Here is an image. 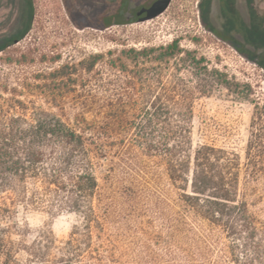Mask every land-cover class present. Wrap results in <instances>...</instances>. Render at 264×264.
Segmentation results:
<instances>
[{
	"label": "rangeland",
	"instance_id": "1",
	"mask_svg": "<svg viewBox=\"0 0 264 264\" xmlns=\"http://www.w3.org/2000/svg\"><path fill=\"white\" fill-rule=\"evenodd\" d=\"M198 2L172 0L166 12L144 22L80 28L70 22L67 5L76 13L94 14L106 9L103 0H0V36L20 27L31 12L27 32L0 51V100L20 101L26 109L19 104V113L36 106L77 128L87 125L102 148L94 204L103 233L94 242L106 245L110 259L105 264H203L205 259L193 233L180 229L178 192L165 169L129 145V122L162 92L157 79L171 86L180 76L196 85L199 70L190 65L195 56L201 67L238 82V92L215 84L208 94L196 95L190 153L211 144L245 162L254 102H264V70L203 26ZM175 41L179 52L158 61L162 48ZM240 49L249 56L256 53ZM141 50L151 52L141 56ZM245 198L264 218V186L257 185ZM79 221L74 213L18 203L0 218L15 241H31L42 230L64 240Z\"/></svg>",
	"mask_w": 264,
	"mask_h": 264
},
{
	"label": "trees",
	"instance_id": "2",
	"mask_svg": "<svg viewBox=\"0 0 264 264\" xmlns=\"http://www.w3.org/2000/svg\"><path fill=\"white\" fill-rule=\"evenodd\" d=\"M198 4L201 22L211 31L204 17V0ZM66 10L70 12L71 7L67 5ZM231 46L246 60H254ZM179 50L172 42L162 48L157 60L164 62ZM200 64L201 59H190V65L199 70L196 85L180 76L171 86L156 80L162 92L152 101V91L146 93L149 104L129 122V145L156 158L165 169L178 192L176 219L180 229L193 233L205 256L203 264H264V218L245 198L257 185L264 186V102H254L244 163L237 153L211 144L197 146L192 155L196 95L208 94L215 84L232 92L240 87L225 73ZM256 65L264 70L263 64L256 61ZM19 104L0 100V218L18 203L49 213H74L80 221L64 240L42 230L31 241L11 239L0 222V264H105V258L110 259L106 245L94 242L103 233L94 204L96 168L103 154L100 144L87 133V125L77 128L36 106L19 113ZM20 108L26 109L23 104Z\"/></svg>",
	"mask_w": 264,
	"mask_h": 264
},
{
	"label": "flooded vegetation",
	"instance_id": "3",
	"mask_svg": "<svg viewBox=\"0 0 264 264\" xmlns=\"http://www.w3.org/2000/svg\"><path fill=\"white\" fill-rule=\"evenodd\" d=\"M155 1L103 0L106 9L94 14L76 13L72 10L66 12L70 22L76 27L102 28L105 24L120 21L144 22L140 19L147 15V9ZM171 3L172 0L160 15L168 10ZM204 17L208 28L216 32L220 39L239 48H253L256 53H252L250 57L264 65V0H204ZM30 18L29 11L28 18L20 27L0 36V46L18 42L27 32ZM219 32L224 35L220 36Z\"/></svg>",
	"mask_w": 264,
	"mask_h": 264
},
{
	"label": "water",
	"instance_id": "4",
	"mask_svg": "<svg viewBox=\"0 0 264 264\" xmlns=\"http://www.w3.org/2000/svg\"><path fill=\"white\" fill-rule=\"evenodd\" d=\"M170 0H156L150 8L147 9V15L140 19V21H145L152 19L160 15L169 5ZM256 64V61H251Z\"/></svg>",
	"mask_w": 264,
	"mask_h": 264
}]
</instances>
